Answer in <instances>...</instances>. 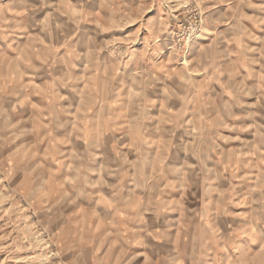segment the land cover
Here are the masks:
<instances>
[{"label":"rangeland","instance_id":"374dc122","mask_svg":"<svg viewBox=\"0 0 264 264\" xmlns=\"http://www.w3.org/2000/svg\"><path fill=\"white\" fill-rule=\"evenodd\" d=\"M228 16L245 25L225 30ZM258 26L264 0H0V264H264ZM220 31L246 38L242 59L226 63ZM242 62L252 72L229 83ZM160 107L173 127L153 140ZM104 128L138 138L122 136V171L109 178L125 181L129 164L150 169L147 183L164 175L166 187L145 189L169 193L149 197L145 228L170 235L110 229L95 185L114 160L88 133ZM258 233L256 263L243 246Z\"/></svg>","mask_w":264,"mask_h":264},{"label":"crops","instance_id":"0c3cea01","mask_svg":"<svg viewBox=\"0 0 264 264\" xmlns=\"http://www.w3.org/2000/svg\"><path fill=\"white\" fill-rule=\"evenodd\" d=\"M226 8H227V10H230V7L227 6ZM211 16L212 15H210V17ZM228 17L229 18H228L227 23L225 24V27H224L225 30H228V28H231L232 26H234L237 23L245 25V22L240 17H238V19H235L234 17H231V16H228ZM259 27L262 28V31L260 33L256 34V36H257L256 39L252 40L251 42L257 43L259 45L258 47L261 49V47H262L261 45H264V26H258V28ZM220 34L224 35V39H221L220 36H223V35H220ZM250 38H253V36ZM212 40H213V43H215V44L217 42L220 44L224 41L225 44L229 45V48L227 47L228 51H227L226 56L224 58L226 63H227V61H230V60L234 61V60H238L239 58L242 59V57L240 55L237 56L236 54H237V52L240 53L241 49L243 50V48L245 47L244 45L246 43H248L244 36L238 35L236 37H228V36H225L224 31H220V33L217 32L216 34L213 33ZM253 46H255V45H253ZM260 56H261L260 58H262V54ZM153 59H154V56L151 57L152 61H153ZM158 61H160L161 63H164L166 66H168L169 59L167 58V55L163 54L162 57L158 58ZM242 67L245 70H241L239 72H235L233 68H229V71L226 70L225 76L227 77V80L229 81V83L234 82L235 76L236 77H238V76L244 77V75L249 76V74L252 72V68L250 65H247V64L244 65L242 62ZM261 70H262L261 68L258 69L259 76H260V74L264 75V70H262V71ZM167 71L169 72V70H167ZM167 71L164 72L162 70L161 73L162 74L166 73V75H168ZM249 83L250 82L248 80H243L244 86L246 85V86L250 87L251 84H249ZM165 85L163 84V85H161V87L164 88ZM252 85L254 86V82L252 83ZM256 86L259 89V91L261 92V95L264 94V80L259 78L258 82H256ZM231 88H232V86H231ZM212 89L213 90L216 89L215 84H213ZM228 90H230V88H228ZM160 108H161L162 114L159 116V120L157 121V123L161 124V126L158 127L159 128L158 130H161V132H159L161 136H159L158 138H153V140L165 139L163 132L166 130L167 135H169V133H168L169 129L173 127V126H170V125H172L171 122H173V120H170L166 115H164V108L163 107H160ZM181 123H184V121L181 120ZM100 131H97L96 136H95V133H93V131L88 132V133H90L89 138L91 141L89 143V146L94 147V149L98 151L97 153L103 157H104L106 152L110 153L109 156H111L112 159L114 160L111 163H109V165L105 166V168L102 171L103 175L100 176L99 180L96 181L97 183L95 185V186H99L97 189V195H98V198L102 199V203H103V204H99V207L101 208V209H99V211L100 212L104 211V213H105V210H107L109 208L108 210L111 213L110 218L103 216L104 221H105V218L112 219L113 223L110 225V229H114L115 227L119 229L121 227L123 228V226H124L125 228H130L132 230V232H130V233H132L133 235H138V233L142 234L143 231L145 232V234L152 233V234H156L158 236H162V235L164 236V234H165V236L170 235V232L168 230L164 231L163 228L159 229L158 227H156V228L152 227L151 229H148V230H146V228H145L147 225L146 221L147 220L149 221L151 218H153V216H150V214H147L149 212V209H151V208H148V205H147L149 202H151V199H149V197H151V196L153 197L154 195L157 196V198H159V199L156 198V201H158V202L163 201L165 199H168V197H169V195H168L169 193L164 192L163 189L161 191H158V192L156 191V193L154 195H151V193H147V191H145V189L153 187L154 185H156L158 187H161V185H163L166 187L167 183L162 182L164 180V175L163 176L162 175L157 176L156 182H158V185L156 184V182H154V180H151V179H148V183H147V181H146L147 180V174L146 173H147V171H150V169L147 168L148 164L145 163L144 167L147 168V171L139 168L140 170L136 175L134 173L136 172L137 167L135 168V166H133L131 164H129V166H125V169L129 173L126 176L127 178L125 179V181H121V176H119L117 178H109L108 174H110L112 172H113V174L116 173L115 171L117 168L120 167L118 170L122 171L121 156L123 153V149H122V145L120 143L121 142L120 139L122 138V136L128 135V138L133 139V140H138V138H137L136 134L133 133L132 130H130V129L128 130L127 133H124L123 135L117 133L113 129L111 131L109 130L110 132L107 131L106 129L103 130L102 132H100ZM108 137L109 138L111 137V138H113V140H115L113 142V144L111 143V145H110V144H107L105 142L103 144H101L100 142L96 141V140L100 141V139H102V138L105 139ZM92 141L94 143H96L97 145L93 144ZM132 150L133 149H128V153L131 155H132V152H131ZM155 154H156V156H164V155H166V152H164L163 149L162 150L157 149ZM140 162L143 163V162H145V160L142 159V160H140ZM104 163H107L106 160H104ZM141 166L142 165H139V167H141ZM149 180H151V181H149ZM123 185L125 186V188H124V189H126L125 191L122 189ZM139 187L141 189L142 188L143 189L137 190V188H139ZM185 187H186V185H185ZM162 188H164V187H162ZM193 188H195V185H193ZM189 189H191V187H189ZM123 197L124 198L125 197L131 198L129 201L127 209L123 208V206H122V203H123L122 198ZM137 202H143V206H141L140 210H138V207H136V205H135ZM107 205H112V207L111 206L108 207ZM160 212H161V214H159L157 216V220L158 219L161 220L162 216L164 214L163 211L160 210ZM122 214H124L125 216L122 217ZM101 218L102 217L99 216V220ZM178 218L180 219V216H178ZM183 218H185V217L182 216V219ZM183 220H185V219H183ZM115 221H116V224L114 225ZM123 221H124V224H123ZM98 224H100V222H98ZM105 225H106V223H105ZM177 225H179V223ZM184 227L185 226H183V229H180L178 227L176 229V233L179 234V231L182 230L181 231V235H182V233L185 232ZM138 229H140V231H138ZM119 230H121V229H119ZM132 234H130V235H132ZM105 235H106V233L104 234V236ZM261 235H262V233H258V236H259L258 237V243H254V241L248 240V244H245L243 246V250H245V248H246V252H251V254L249 253V257H250V255H252V253H255V255L253 257H254V261H256V263H257V261H259L261 259L260 257L257 258V256H260L262 251H263L262 242H261V239H262ZM99 242L101 243V241H99ZM179 243L180 242L177 241L175 244H179ZM176 249H177V251H181L180 247H177ZM249 259H248V261L251 262Z\"/></svg>","mask_w":264,"mask_h":264}]
</instances>
